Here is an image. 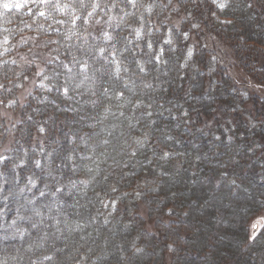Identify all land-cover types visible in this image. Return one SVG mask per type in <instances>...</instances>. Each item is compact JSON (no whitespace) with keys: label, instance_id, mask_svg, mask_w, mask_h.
<instances>
[{"label":"clouds","instance_id":"clouds-1","mask_svg":"<svg viewBox=\"0 0 264 264\" xmlns=\"http://www.w3.org/2000/svg\"><path fill=\"white\" fill-rule=\"evenodd\" d=\"M74 7L85 36L79 57L77 49L70 60L59 59L61 48L53 49L55 55L37 52L42 44L21 52L17 42L3 61L16 64L14 76L26 81L21 108L33 90L37 102L47 99L43 93L54 99L42 107L27 103L25 118L7 129L11 144L22 125L23 142L16 143L26 180L21 187L12 171L0 170V201L7 209L0 215L17 213L0 223V264H183L190 254L198 255V264H218L216 242L196 253L189 246L213 227L217 235L225 232L221 241L231 238L235 259L227 264H264V229L254 227L264 225V193L221 208L210 195L213 185L194 190L200 157L189 161L165 143L172 129L160 120L167 113L190 123L183 103L169 99L173 84L201 71L202 57L209 75L217 64L233 63L235 48L251 44L248 25L264 20V0H76ZM220 176L250 192L227 172ZM25 191L31 198L21 202ZM50 200L63 202L52 216L62 219L51 226L34 219L36 207ZM68 201L78 209L75 220L68 219ZM89 207L95 215L85 217ZM101 218L104 226L97 223Z\"/></svg>","mask_w":264,"mask_h":264},{"label":"trees","instance_id":"trees-1","mask_svg":"<svg viewBox=\"0 0 264 264\" xmlns=\"http://www.w3.org/2000/svg\"><path fill=\"white\" fill-rule=\"evenodd\" d=\"M9 1L0 0V5L2 2ZM17 2L21 7L14 6L9 10L0 8V111L5 106L15 108L16 92L24 80L23 76H14V72L19 71L16 64L11 60L7 65L3 63L9 48L13 54L16 52V48L12 45L18 42L20 51H23L36 45L38 40L43 48L48 49L53 55H55L53 49L61 48L59 59L70 60V52L77 49L76 55L79 57L81 52L78 48L85 43V36L82 35L80 27V12L74 7L76 0H48L47 3L41 0H17ZM5 15L9 19L6 20ZM245 31L246 39L251 44L248 47L235 48L236 62L248 75L264 85V49L259 47L264 45V20L257 19L251 22ZM5 35H7L6 41ZM94 35L93 32L92 36ZM92 36L87 37V42H91ZM202 63L205 66L201 71L174 83L169 92L171 101L183 103L188 109L190 123L185 125L182 120L173 121L167 113L165 114L167 119L160 117V120L172 129V140L165 143H171L172 147L177 152L184 153L189 161L195 156L200 157V163L196 165L197 175L191 177L195 181L194 190L213 185L210 195L223 208L229 201L246 199L249 194L254 196L264 193V101L242 95L233 87L229 78L223 75L222 69L209 75L208 65L203 57ZM68 66L71 67L70 64ZM79 70L85 71L82 68ZM52 91L55 93L54 88ZM41 95L47 99L42 98L37 102L32 96L28 99V103H31L34 108L42 107L48 104L49 100L54 99V96L49 93ZM248 103L251 105L249 109L246 106ZM26 107L27 104L21 109L18 119L25 118ZM28 112L35 115L31 109H28ZM4 126L0 114V134ZM21 127L22 125L18 124L13 130L14 143L4 155L3 161H0V170L12 171L16 176V183L23 187V182L26 180V169H24L26 164L18 159L19 145L16 143L17 140H21L19 134ZM229 135L235 138L232 142L227 140ZM217 136L219 139H216ZM249 149L253 150L250 152ZM13 162L19 166L13 169ZM185 168L188 169L189 165H185ZM221 171L227 172L229 177L236 178L250 192L245 193L242 188L229 185L228 178L220 176ZM188 175V171L183 172V176L188 177ZM216 180L220 181L219 187H214ZM234 188L235 192H233ZM27 198H31V193L27 191L18 197L21 202ZM68 203L69 211L72 213L68 219L75 220L78 209L72 207V201ZM48 204L52 206L53 212L48 211ZM18 207L19 205H13L14 209ZM62 207L63 202L53 203L50 200L46 205L36 207L35 211L40 215L34 216V219L51 226L62 219L59 215L56 216V221L52 219L54 212ZM0 209L7 211L2 201H0ZM89 212L95 215V209L91 207L83 210L82 214L87 217ZM16 214L13 211L6 216L0 215V223L10 222ZM198 216L203 219L205 212L201 211ZM18 223L23 222L18 221ZM97 223L104 226L102 218ZM261 229H264V225ZM85 231H92V229L88 228ZM224 234L225 232H220L219 235ZM219 235L214 227L202 231L190 242L192 253H196L202 246L216 242L214 248L218 264H227L228 261L234 260L235 258L230 254L232 244L228 242L231 238L226 237L224 241H221ZM198 261V255L190 254L183 259V264H198Z\"/></svg>","mask_w":264,"mask_h":264},{"label":"rangeland","instance_id":"rangeland-1","mask_svg":"<svg viewBox=\"0 0 264 264\" xmlns=\"http://www.w3.org/2000/svg\"><path fill=\"white\" fill-rule=\"evenodd\" d=\"M17 2V0H10L9 4L14 5ZM38 43L40 44V41L36 40ZM36 44V45H37ZM36 45H34L33 47H35ZM30 47V48H33ZM28 49H25L21 52H25ZM40 51H44V52H50L48 49L45 48H39L37 49V52ZM233 63L229 64V63H225V64H217L215 67V71H220V69H222L223 75L227 78H229V80L231 81L233 87H235L236 90H239L241 93L244 92L246 93V96L249 97H254L257 98L259 101H264V85L261 84L258 80L254 79L251 75H248L244 70H242L238 63L236 62L235 59V55H233ZM35 67V66H33ZM214 72V71H213ZM213 74V73H212ZM215 78V77H214ZM239 81V83H237ZM26 84V81L23 80L22 85L19 87V89L16 92V100H17V104H15V108H8V106L2 107L0 114H1V121L3 124H5V128L4 130H2L3 132L0 136V156L4 157V155L6 153H8V151L11 149L12 145H13V141H14V137H12V143L9 144L8 143V137H7V129L11 128L13 123L15 122V120H17L19 118V114L21 111V106H20V100L18 99L20 92L23 90V85ZM35 95V90H33V95H30L27 97V101L25 102V105L28 103V99H30V97ZM247 108H251V105L248 103ZM18 125V124H17ZM16 125V126H17ZM8 145L9 150L7 152L4 151V146ZM226 205V204H225ZM263 225H259V227L257 228L258 230H260L262 228Z\"/></svg>","mask_w":264,"mask_h":264},{"label":"snow or ice","instance_id":"snow-or-ice-1","mask_svg":"<svg viewBox=\"0 0 264 264\" xmlns=\"http://www.w3.org/2000/svg\"><path fill=\"white\" fill-rule=\"evenodd\" d=\"M41 2H43V3H47L48 0H41ZM8 4H9V2H2V5H3V7H4L5 10H9V8H8ZM14 6H15L16 8L21 7V5H20L19 3L14 4ZM41 15H43V13H41ZM3 159H4V157L0 156V161H3ZM254 227H255V228H258V227H259V224L254 225Z\"/></svg>","mask_w":264,"mask_h":264}]
</instances>
